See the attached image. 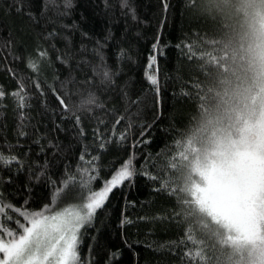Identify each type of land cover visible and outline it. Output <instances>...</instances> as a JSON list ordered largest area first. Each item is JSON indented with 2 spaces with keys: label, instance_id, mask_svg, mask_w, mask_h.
I'll return each instance as SVG.
<instances>
[{
  "label": "trees",
  "instance_id": "obj_1",
  "mask_svg": "<svg viewBox=\"0 0 264 264\" xmlns=\"http://www.w3.org/2000/svg\"><path fill=\"white\" fill-rule=\"evenodd\" d=\"M250 1L264 18V0ZM242 6L0 0V153L15 157L0 163V197L12 206L0 236L20 233V212L81 205L86 172L99 191L131 159V179L81 228L76 264H261L255 240L225 233L194 194L208 149L257 148L249 131L263 63L242 40Z\"/></svg>",
  "mask_w": 264,
  "mask_h": 264
},
{
  "label": "rangeland",
  "instance_id": "obj_2",
  "mask_svg": "<svg viewBox=\"0 0 264 264\" xmlns=\"http://www.w3.org/2000/svg\"><path fill=\"white\" fill-rule=\"evenodd\" d=\"M244 1L242 0L241 8L235 7L236 10L241 9L240 12L244 15L245 32H242L244 36L242 40L252 41L256 46L254 48L257 49L259 63H263L261 68L263 71L261 77H263L264 18L257 15L259 11L256 12L255 17L252 16L250 8L253 1L249 3ZM248 47L250 49L251 45ZM262 80L258 84L254 102L255 107H258L259 103H262L263 107L257 112L259 114L255 120L257 123L249 131L250 141L257 146L256 150L247 152L241 148L226 152L218 147L214 150L208 149L207 154L203 155V164L198 167L201 177L194 188V194L197 195L196 198L204 211L225 233L240 241L255 240L252 254L259 256L255 259L264 264V218L257 215L258 207L263 209L264 213V81ZM79 205H69L59 211ZM0 238L5 239L3 236Z\"/></svg>",
  "mask_w": 264,
  "mask_h": 264
},
{
  "label": "snow or ice",
  "instance_id": "obj_3",
  "mask_svg": "<svg viewBox=\"0 0 264 264\" xmlns=\"http://www.w3.org/2000/svg\"><path fill=\"white\" fill-rule=\"evenodd\" d=\"M154 63L155 57H152L148 67L151 68ZM104 75L107 77L108 73L105 72ZM147 78L152 85L157 84L155 76H148ZM3 95V91L0 90V98ZM14 95L19 98L20 104L23 105V97L20 96V93ZM60 103L67 108L63 100H60ZM78 120L79 117H77ZM120 138L123 139V136ZM14 160L15 157L5 158L0 153V163L10 164ZM91 163L89 161V164ZM133 174L134 168L131 159H129L110 180L104 183L99 191H92L89 185L92 180L96 179V176L86 172L85 175L88 178L82 181V186L88 188V195L81 205L51 215L47 214L52 211L49 206H45L38 212H20L27 224L16 222L21 230L19 234L11 230H4L8 239L0 238V264H76L79 260L77 252L79 229L92 221L97 210L104 206L112 190L122 185L125 180H130ZM72 182L73 178H69L64 187L68 188ZM62 192L63 189L58 190L54 194L55 198L58 199ZM5 207L11 208L12 206L3 205L2 197H0V213H3ZM15 211L19 210L16 209Z\"/></svg>",
  "mask_w": 264,
  "mask_h": 264
}]
</instances>
